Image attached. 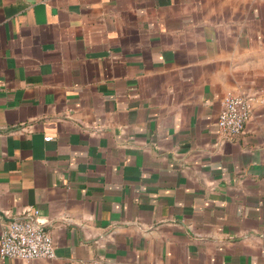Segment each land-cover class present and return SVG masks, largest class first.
<instances>
[{
	"label": "crops",
	"instance_id": "obj_1",
	"mask_svg": "<svg viewBox=\"0 0 264 264\" xmlns=\"http://www.w3.org/2000/svg\"><path fill=\"white\" fill-rule=\"evenodd\" d=\"M32 218L56 258L0 264H264V0H0V237Z\"/></svg>",
	"mask_w": 264,
	"mask_h": 264
},
{
	"label": "built area",
	"instance_id": "obj_2",
	"mask_svg": "<svg viewBox=\"0 0 264 264\" xmlns=\"http://www.w3.org/2000/svg\"><path fill=\"white\" fill-rule=\"evenodd\" d=\"M254 104L255 97L250 95L229 94L223 100L218 125L226 138H236L244 132ZM0 255L26 261L54 259L56 247L52 235L37 218L11 219L1 233Z\"/></svg>",
	"mask_w": 264,
	"mask_h": 264
}]
</instances>
